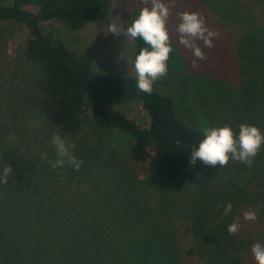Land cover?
I'll use <instances>...</instances> for the list:
<instances>
[{"label": "trees", "instance_id": "obj_1", "mask_svg": "<svg viewBox=\"0 0 264 264\" xmlns=\"http://www.w3.org/2000/svg\"><path fill=\"white\" fill-rule=\"evenodd\" d=\"M197 1L236 32L232 53L215 49L217 56L206 62L226 65L235 77L224 84L206 76V99L212 95L219 107V126L230 123L238 131L240 124H251L264 133V0ZM117 2L0 0V22L27 33L19 56L28 66L25 98L51 131L72 139L74 155L83 161L79 170L66 165L65 176L50 166L55 149L44 147L42 154L43 147L18 135L16 125H0V171L13 169L8 183H0V264H256L250 248L264 245V145L250 167L229 159L226 187H209L191 204L192 245L180 244L170 188L195 182L202 163H190L203 130L181 105L180 96L189 92L169 78L157 80L146 94L136 87L134 72L112 63L96 66L55 35V27L42 25L56 21L88 32L109 19ZM222 35L212 38L220 47L233 37L227 30ZM8 73L0 64V84ZM128 104L147 112L145 125L120 108ZM86 123L127 134L128 158L115 157L110 148L101 151V144H81L77 137ZM128 162L146 165V178L158 184L155 200L138 186ZM105 165L112 171L107 184L98 174ZM162 183L167 189H160ZM227 203L232 210L225 215ZM248 210L256 211L255 221L244 219ZM237 221L239 231L230 234L228 225Z\"/></svg>", "mask_w": 264, "mask_h": 264}, {"label": "rangeland", "instance_id": "obj_2", "mask_svg": "<svg viewBox=\"0 0 264 264\" xmlns=\"http://www.w3.org/2000/svg\"><path fill=\"white\" fill-rule=\"evenodd\" d=\"M164 2L169 6L170 14L166 26L168 28L173 52L170 53L167 62V74L158 80H168L171 78L176 83L180 81L183 88H186L189 93L193 90V94L188 93L186 97L180 96L182 99L181 105L188 117L190 114L192 121L197 123L202 130L207 127L206 122H208V127L219 126L217 109L219 107L216 103L211 102L215 101L212 95L207 96L206 99V76L216 78L219 82L224 84H226L225 81L233 83L235 77L231 71L225 67L226 65L216 63L210 66V63L207 65L206 62L214 54L215 49H218L222 54L227 52L229 54L232 53L230 52V48L231 50L234 49L233 41L236 39V32L233 28L224 27L223 24L217 23L214 18L210 16L212 13L211 9L201 5L197 0H164ZM144 6V0H118L116 8L109 19L103 23L92 26V30L88 32L70 31L62 23L56 21L44 22L42 25L44 29H48L50 25L55 27L58 30L55 32V35L63 39L71 49L83 53L92 60L93 64H96V66L100 67L101 63H112L118 67L124 68L125 71L135 73L132 66L133 56L135 53L139 52L141 47H148V45L144 43L142 38H137L136 41H133L124 37L123 34L114 37L112 33H107L108 22L126 27L138 14L139 9ZM184 11L199 13L206 27L218 33L216 36L226 33L227 30L229 36L233 37H231L229 41H225V39L221 47L219 43H213L211 48L205 47L203 41L197 40L196 44L203 51L205 58L203 60L196 58L191 49L185 48L179 43V34L176 31V26L180 22L178 13ZM26 38V30L22 26L0 22V51L2 52L0 64L2 68L7 67L9 69L7 77L4 78L6 81L0 84V99H2L0 102L2 105L0 108V125H16V133L26 137L30 143L34 144V148L43 147V151L41 149L39 150L44 154V147L54 149L52 136L57 132L50 130L43 116L33 109V104L28 102L25 98L28 92L24 84V79L29 77L28 66L20 64L19 56ZM225 42L227 43L224 45ZM216 56L217 54H214V57ZM193 60L196 61L195 66L193 65ZM129 64H131V68L128 67ZM173 74H176L177 77H173ZM181 92L182 89L175 90L178 97ZM5 101L8 103V106H5ZM120 108L140 125H145L147 123L148 114L139 104H128L120 106ZM225 120L229 123L228 118ZM61 136L66 141L72 142L70 137ZM77 140H79L81 144H88L91 146L101 144V151L102 149L104 151V149L107 150L110 148L115 157L118 156L121 159L128 158L127 149L130 140L129 136L125 133L111 130H97L93 128L90 123H86L81 133L78 135ZM66 165L67 164H65L61 170L59 169V173L65 176L67 175V173H65L67 168ZM127 165L132 171L136 181L139 182L138 186H140L144 192L152 193V198L155 200L157 198L155 189H157L156 186L158 184L146 178L148 175L146 165L134 162H128ZM231 166L232 165H230V167ZM98 174L103 179L102 183L107 184L108 179L112 176V171L109 166L105 165L98 169ZM229 177L230 174L228 173L227 165L224 167H219L218 165L208 166L202 162L198 178L195 182L185 186L182 185L170 188L172 190L169 192V198H171L169 200L170 205L178 211L175 227L177 228V238L180 244L186 247L192 245V238L188 229L187 220V217L192 211L189 209L191 204H196L195 201H197L203 191L209 187L225 188V181L229 179ZM161 188L167 189L164 183L161 184L160 189Z\"/></svg>", "mask_w": 264, "mask_h": 264}, {"label": "clouds", "instance_id": "obj_3", "mask_svg": "<svg viewBox=\"0 0 264 264\" xmlns=\"http://www.w3.org/2000/svg\"><path fill=\"white\" fill-rule=\"evenodd\" d=\"M145 6L139 9L138 14L126 27L113 22H108L107 33L114 37L123 34L133 41L142 38L148 47H141L132 59V66L136 75V87L151 94L154 83L168 72V60L173 48L167 28L169 18V6L164 0H144ZM179 24L176 31L179 34V43L185 48L191 49L193 55L203 60V51L197 46L196 41H203L205 47L213 46V37L218 33L208 29L197 12L184 11L178 13ZM106 33V34H107ZM193 65L196 61L193 60ZM52 144L55 149L56 159L50 160V166L63 168L65 164L79 170L83 161L74 155L76 145L66 141L58 132L52 136ZM264 145V133L251 124H240L238 131L231 126H209L203 129V139L198 146H194L190 153V163L197 159L208 166L224 167L229 159L242 162L251 166L253 158L257 155L261 146ZM43 158L47 159L46 156ZM13 169L8 165L0 171V183L7 184L8 177ZM232 210V204L227 203L224 214ZM247 221H255L256 211L248 210L243 213ZM239 222L228 225L227 231L235 234L239 231ZM251 255L256 264H264V245L255 243L250 248Z\"/></svg>", "mask_w": 264, "mask_h": 264}]
</instances>
